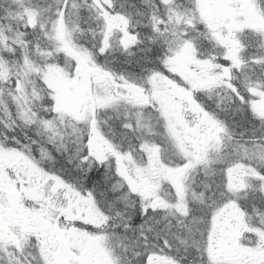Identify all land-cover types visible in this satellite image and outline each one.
I'll list each match as a JSON object with an SVG mask.
<instances>
[{"label": "snow or ice", "instance_id": "obj_1", "mask_svg": "<svg viewBox=\"0 0 264 264\" xmlns=\"http://www.w3.org/2000/svg\"><path fill=\"white\" fill-rule=\"evenodd\" d=\"M0 264H264V0H0Z\"/></svg>", "mask_w": 264, "mask_h": 264}]
</instances>
